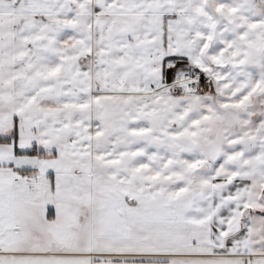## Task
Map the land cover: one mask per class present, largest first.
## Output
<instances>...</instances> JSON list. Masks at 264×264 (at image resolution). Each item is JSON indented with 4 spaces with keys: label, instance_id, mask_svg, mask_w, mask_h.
<instances>
[{
    "label": "crops",
    "instance_id": "1",
    "mask_svg": "<svg viewBox=\"0 0 264 264\" xmlns=\"http://www.w3.org/2000/svg\"><path fill=\"white\" fill-rule=\"evenodd\" d=\"M181 1L0 0V235L13 224L24 244L0 246V264H14L10 255L37 257L35 264H264V237L241 220L264 185V67L238 95L252 105L231 119L237 110L229 108L225 146L205 164L208 155L186 144L208 140L200 119L211 111L196 101L212 83L205 92L162 86L192 52ZM154 155L162 168H151ZM240 161L248 171L237 170ZM186 168L210 175L205 201L184 195ZM124 169L169 197L139 211L127 198L121 226L102 227L95 243L78 247L77 203L65 199L77 186L66 176L97 175L100 192ZM45 175L53 199L24 201L26 187ZM14 208L37 212L14 222Z\"/></svg>",
    "mask_w": 264,
    "mask_h": 264
},
{
    "label": "rangeland",
    "instance_id": "2",
    "mask_svg": "<svg viewBox=\"0 0 264 264\" xmlns=\"http://www.w3.org/2000/svg\"><path fill=\"white\" fill-rule=\"evenodd\" d=\"M181 2L187 9L185 12L187 17H183L182 22L186 27V34L191 39L192 52H188L189 58L176 59L178 64L174 65V69H171L169 74L166 75L164 83L174 80L177 75L186 69L200 68L206 70L207 84L199 91H207L210 83H212V87L207 93H203L204 99L196 101V104H198V110L201 109V105H204L211 111L210 114L202 116L200 119L205 121L207 123L205 126H209L211 130L208 131V140L204 136H199L196 138L195 143L186 144V148L194 149L195 147L206 153L208 156L207 159H204V163L208 164V159L220 154L225 146H222L223 141L227 140L228 133L231 131L227 116L231 115L232 109L229 108L232 107L237 110L231 117L229 116L230 119L235 116L241 117L243 107L251 106L253 103L246 96L240 97L238 95L250 90L253 85L258 83L257 69L261 70L264 67V0H182ZM157 88L159 90L160 87ZM140 108L138 107V115H141L142 109ZM225 108L227 112L230 111V114L224 113ZM142 115H145L144 109ZM233 135L235 137L241 136L231 134L230 140H232ZM213 143V146L209 145ZM124 152L127 153L128 150ZM95 154L98 155V150ZM157 155H154L150 162V164L152 163L151 168H162L163 160H160ZM237 163L240 165L237 170H247L243 167L244 162ZM248 164L253 163L248 162ZM215 170L219 169L216 168ZM215 170H212V174L218 172ZM119 173L121 175L118 177L106 178L107 184L111 188H104L100 184V192L97 175L88 176L83 174L78 176L74 173L66 176L68 183L72 181L71 184L75 183L77 186L76 192L72 189L71 194L68 193L65 199L77 203L72 225L74 235L75 232H80L78 247H85L86 244L89 246L94 240L95 243L102 227L114 228V223H120L119 226H121L124 221L121 211H124L123 209L129 205L127 200L131 197L136 200V205L135 203L134 205L139 211L145 210V207H150L155 202L154 200H165L170 195L164 190H159L155 185H148L146 181L149 178L134 176L128 169L121 170ZM197 173V169L195 171L186 168L185 180L188 182L189 187L184 191V195L186 197L192 195L191 198L196 199V201H205V191L209 184L206 177H210V175L201 178ZM57 179L61 180L59 174H57ZM164 179L159 178L160 181ZM252 179L257 182L260 177L254 176ZM51 181L47 175L43 178H35L31 182L34 189L29 190L28 187L25 189L24 201L52 200L53 197L50 192L48 194L44 193L49 184H52ZM121 181L127 183V186L123 187ZM102 182H104V178L100 177V183ZM195 186L199 187L200 193L198 190L195 191ZM259 190L260 193L254 194L253 207L248 206L242 213L241 218L243 220L248 217L251 221H254V226H252L254 238L264 237V185L263 187L260 186ZM62 192H58L57 195L54 194V197H62ZM35 212L37 210H31V214L27 215L28 213L25 211L23 216L21 208H14L12 213L16 216L13 217V220L19 222L30 215L34 217ZM44 212L46 213V210ZM106 221L111 224H107ZM6 232H9L11 240L10 242L0 241V246L13 249L24 247L22 241L17 239L18 235L13 224H11V229ZM6 232L3 235H6ZM261 242L264 246V240ZM7 243L9 246H6ZM72 247L75 248L74 245ZM14 254L18 253L15 252ZM36 258L29 255L9 256V259L16 264L20 262L35 264L34 260Z\"/></svg>",
    "mask_w": 264,
    "mask_h": 264
},
{
    "label": "built area",
    "instance_id": "3",
    "mask_svg": "<svg viewBox=\"0 0 264 264\" xmlns=\"http://www.w3.org/2000/svg\"><path fill=\"white\" fill-rule=\"evenodd\" d=\"M207 84V72L200 68L186 69L177 75L174 80L164 83L162 86H171L170 88L181 91L183 89L200 90ZM183 88V89H182ZM154 91L158 90L155 86Z\"/></svg>",
    "mask_w": 264,
    "mask_h": 264
},
{
    "label": "trees",
    "instance_id": "4",
    "mask_svg": "<svg viewBox=\"0 0 264 264\" xmlns=\"http://www.w3.org/2000/svg\"><path fill=\"white\" fill-rule=\"evenodd\" d=\"M25 151H26V152H33V151H35V150H34V149H26ZM37 151L43 152V150H42V149H40V150H37Z\"/></svg>",
    "mask_w": 264,
    "mask_h": 264
}]
</instances>
